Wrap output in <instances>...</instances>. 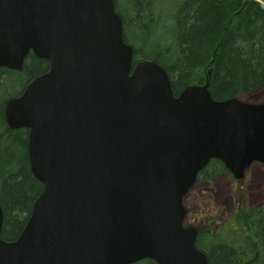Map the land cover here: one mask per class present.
<instances>
[{
	"label": "water",
	"instance_id": "obj_1",
	"mask_svg": "<svg viewBox=\"0 0 264 264\" xmlns=\"http://www.w3.org/2000/svg\"><path fill=\"white\" fill-rule=\"evenodd\" d=\"M33 52L49 70L6 100L43 184L0 264H210L184 198L212 159L241 179L264 162V102L174 93L154 60L133 66L114 0H0V68ZM1 226V221H0Z\"/></svg>",
	"mask_w": 264,
	"mask_h": 264
},
{
	"label": "trees",
	"instance_id": "obj_2",
	"mask_svg": "<svg viewBox=\"0 0 264 264\" xmlns=\"http://www.w3.org/2000/svg\"><path fill=\"white\" fill-rule=\"evenodd\" d=\"M120 2L115 0V5L124 21L125 40L134 46L133 64L139 59L161 64L176 95L189 84H204L207 78L213 97L220 100L264 87L261 2L173 0L172 7L164 0H126L127 13ZM49 65L47 59L29 53L22 71L0 68V196L7 215V239L19 235L43 184L31 172L29 130L8 127L4 100L19 95ZM224 172L223 162L212 159L198 180ZM233 218L238 227L228 237L224 231L199 227V248L208 254L210 264H264V205L238 210ZM134 264L157 263L144 259Z\"/></svg>",
	"mask_w": 264,
	"mask_h": 264
},
{
	"label": "rangeland",
	"instance_id": "obj_3",
	"mask_svg": "<svg viewBox=\"0 0 264 264\" xmlns=\"http://www.w3.org/2000/svg\"><path fill=\"white\" fill-rule=\"evenodd\" d=\"M172 1L164 0V3L172 6ZM120 3L129 9L126 0ZM240 96L246 101L264 102V87ZM258 180L259 183H255ZM184 204L186 224L224 231V237H228L237 226L233 218L236 211L264 205V163H253L240 180L228 172L200 178L189 190Z\"/></svg>",
	"mask_w": 264,
	"mask_h": 264
},
{
	"label": "flooded vegetation",
	"instance_id": "obj_4",
	"mask_svg": "<svg viewBox=\"0 0 264 264\" xmlns=\"http://www.w3.org/2000/svg\"><path fill=\"white\" fill-rule=\"evenodd\" d=\"M5 119V118H4ZM6 122V121H5ZM7 124V123H6ZM8 125V124H7ZM9 127V126H8ZM6 217H7V215H6V209H5V206H4V204H3V201H2V198H1V196H0V218H1V227H0V234H1V237L3 238V239H5V240H8V241H10V240H13V239H15V238H13V239H7V238H5V230H6V226H7V221H6ZM24 225H25V223H24ZM24 227V226H23ZM23 229V228H22ZM22 229H21V231H22ZM20 231V232H21ZM20 232L18 233V234H20Z\"/></svg>",
	"mask_w": 264,
	"mask_h": 264
},
{
	"label": "bare ground",
	"instance_id": "obj_5",
	"mask_svg": "<svg viewBox=\"0 0 264 264\" xmlns=\"http://www.w3.org/2000/svg\"><path fill=\"white\" fill-rule=\"evenodd\" d=\"M255 175H256V174H255ZM255 183H257V184H258V183H259V180H258L257 182H255Z\"/></svg>",
	"mask_w": 264,
	"mask_h": 264
}]
</instances>
